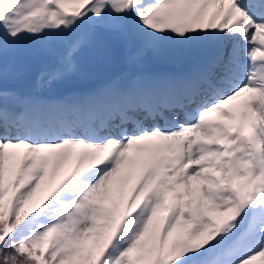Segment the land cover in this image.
<instances>
[{"label":"snow or ice","instance_id":"snow-or-ice-1","mask_svg":"<svg viewBox=\"0 0 264 264\" xmlns=\"http://www.w3.org/2000/svg\"><path fill=\"white\" fill-rule=\"evenodd\" d=\"M0 264H264V0H0Z\"/></svg>","mask_w":264,"mask_h":264}]
</instances>
